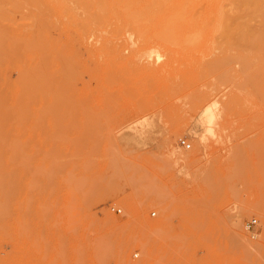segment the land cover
I'll use <instances>...</instances> for the list:
<instances>
[{
    "label": "rangeland",
    "instance_id": "obj_1",
    "mask_svg": "<svg viewBox=\"0 0 264 264\" xmlns=\"http://www.w3.org/2000/svg\"><path fill=\"white\" fill-rule=\"evenodd\" d=\"M33 9L14 18L45 43L36 59L15 67L0 51L8 77H0V115L13 108L8 124L0 116L11 150L0 153V176L10 180L0 198V264H264V8L254 10L249 38L210 22L178 30L187 36L178 42L131 46L125 32L103 56L93 37L72 48L75 26L49 4L47 29L36 34ZM48 43L60 52L44 69ZM24 76L50 91L41 82L47 91L33 94ZM7 80L27 94L17 104Z\"/></svg>",
    "mask_w": 264,
    "mask_h": 264
},
{
    "label": "bare ground",
    "instance_id": "obj_2",
    "mask_svg": "<svg viewBox=\"0 0 264 264\" xmlns=\"http://www.w3.org/2000/svg\"><path fill=\"white\" fill-rule=\"evenodd\" d=\"M53 1H56V2L54 3ZM71 2H72V4H71ZM18 3H19V1H18ZM18 3L17 4L12 3V2H10V0H0V29H2V32H0V51H1V53H3V51L6 50V52H4V54H3V58H1V61H2V59H5L4 57H9L11 55L10 56L11 57L10 61L12 62L11 64L13 66H15V67H20V64H21V62L23 61L24 58H25V60H24L25 62H26V60H29V57L31 59L32 58L36 59V56L39 53V51L37 50L38 47H40L39 50H41L42 46L43 47L45 46L44 45L45 43L43 44L42 42H40V40H39V43H38V40H35L34 38L31 39L30 36H27V33H26V26L27 25L25 26L23 23L22 24H18L15 21L14 13L15 12H21L23 10V8L26 7V6L30 7V11L31 12H32L31 9H33V8L37 9L39 14H40V16H41V17H38L39 15L36 14V19L38 20V23H39L38 25L40 26V27H34L35 25L33 26L36 29L38 28L36 30V31H38L36 34H38L41 31L42 27H43V23L41 21V18H42V15H44L46 13V10L44 12V9H42V8H44V5L46 6V5L49 4L54 9L56 14H58L62 18L65 17V18L70 19V23H71L70 25L73 24V26H75L74 30L76 29V31H77V33L75 32V34H78L77 35L78 37H77V39H74L75 40L74 42L72 41V46H71L72 48H73L74 45H75L74 47L76 48V45H78V46L80 45L81 46L83 44L86 47V43H87L88 38L93 37L95 42L100 43L101 46H102V49L101 50L99 49V52H102V54H101L102 56H103V52L104 51L107 52V49H109V48H107L109 42H113L112 40H114V39H116L118 37L120 38L121 35H123V37H124L126 35L125 32L129 33L124 38L128 39V41L131 42V46H133L134 44H137V43L138 44L142 43V44L148 45V44H152L153 42L173 41V40L178 39L179 37H182V38L184 37L183 39L180 38V39L184 40V39H186L187 36L186 37L183 36L184 34H183L182 31H181V33H179L180 30L184 31V29H186L188 26L192 25L193 29L195 28V32H196L197 29L194 26L206 25V24H208L210 22L209 24L214 23L215 26H217L218 28L219 27L221 28V29L219 28V32L223 29L225 32L221 31L220 34L224 33L228 37L230 36L229 38H231L232 36L233 37L235 36L234 38H237V37L238 38L242 37L243 39H245L246 37L249 38V37H251L253 35V32L251 31L252 30L251 28H253L252 27V22L254 21L255 14L259 13V12L257 13V12L254 11L255 8H257L256 11H258V10L260 11L261 10V12H262V8H264L261 1H256V3H254L252 0H22V2L20 4H18ZM69 3L73 7L70 6ZM205 3H207V6H209L211 8L210 11H212V14H213V16H212V14L210 15L211 12L209 13V15L212 18H210L208 20H207V17H206V15H207L206 13H208V11H209L208 8L209 7L206 8L205 5H204ZM4 6H8L9 9H7V7H6V9H4ZM31 7H33V8H31ZM76 9L77 10L79 9V11L75 12V11H77ZM30 11H28L29 14L31 13ZM80 11H82V12H80ZM36 13H37V11H36ZM21 14H22V12H21ZM27 14L25 16H24V14H22L24 16V19H26L28 17ZM31 14H33V13H31ZM209 15H208V18H209ZM45 16H46V14H45ZM47 16H48V14H47ZM259 16H261V15H259ZM52 17H53V15H52ZM44 19L47 20V18H44ZM57 20H58V18H57ZM59 21H58V23L54 22V23H56V26L60 25ZM64 21H65V19H64ZM19 23H20V21H19ZM47 23L45 22V25H44L43 28L46 27ZM51 25H53L52 21H51ZM61 25H63V24L61 23ZM61 25H60V27L57 26L59 31L62 29ZM259 25L264 28V19H262L259 22ZM107 27L109 29H107ZM204 27H206V26H204ZM46 29H47V27H46ZM149 30H152L153 32H149ZM65 31H67V30H65ZM187 33L188 32H186V34ZM193 33H194V31H193ZM193 33H192V35H193ZM62 34H63V32L61 33V35ZM193 37H195V36H193ZM201 37H204V36H200V38ZM49 39H51V38H49ZM126 39H125V41L128 42ZM196 39L199 41L198 38H196ZM43 40H46V42H47V39H43ZM64 40H65V37H64ZM259 40H260V38H259ZM48 41L52 42V40H48ZM115 41L117 42V39ZM176 41L178 42V40H176ZM198 41H196V44H198L197 43ZM219 41L221 42L220 38H219ZM59 42L61 44V41H59ZM68 42H70V40ZM121 42H122V40H121ZM227 43H229V42H227ZM88 44H90V43H88ZM93 44H94V42H93ZM50 45L53 46V44H49L48 45L50 53H51V54H49V56L51 55V59H49L48 67L47 66H46L47 68L43 67L44 69H48L49 66L51 67V64L54 63L52 56H53L54 53H56L58 51V50L56 51L53 48H51ZM113 45H114V43H113ZM114 49H115V46H114ZM43 50L44 49H42L41 53L44 52V55L46 57L47 53L45 54V52L47 51V48L44 51ZM151 50H153V49H151ZM58 52H60V51H58ZM129 52H130V50H129ZM159 52H160V50H159ZM85 53H88V55H90L91 52H89V50H87V48H85ZM131 54H132V52H131ZM131 54L129 53V56ZM41 55L43 56V60H44L45 59L44 55L43 54H41ZM124 55H123V57H124ZM143 56H145V55H143ZM92 57H94V56H92ZM125 58H126V56H125ZM151 59H152V57H151ZM54 60H55V57H54ZM121 60H124V58L121 59ZM157 60H159V57H158ZM43 62L44 61H41L42 65H43ZM168 62H169V60H168ZM140 63H141V61H140ZM46 64L44 62V66ZM138 64L139 63H137V65ZM144 64H146V66ZM55 65H56V63H55ZM66 65H67V63H66ZM139 65L141 66V67L140 66L139 67L142 68L146 72H152L155 69L154 67H151L152 65L148 66V64L146 62L143 63V64H139ZM56 66H58V65H56ZM68 66H67L68 70L70 71L72 65L70 66L69 62H68ZM64 67L66 69V66H64ZM41 68L42 67L40 66V69ZM137 68H138V66H137ZM3 69H4V67L0 68V77H4V79H5L4 81L6 83V78H8V77H7V75L3 74ZM132 69L134 70L133 66H132ZM41 70H39V71H41ZM30 71H32V70H30ZM37 71H38V69H37ZM37 71H35V73ZM41 72H37V76H38V74L40 76ZM46 72H48V71H46ZM127 72H129V71H127ZM5 73H7V68L5 70ZM43 73L44 72H42V75H43V78H44V74L45 73L44 74ZM25 74H26V72H25ZM19 75H20V73H19ZM49 75H50V72H49ZM32 76H33V74H32ZM37 76H34V79L31 78V80H33V82H34V88H35V90H34L33 87L31 86L32 87V93L34 91H36V89L38 88V93L41 94V92L39 91V88H41L42 87L41 85H43V84H44V87H45L46 84H45L44 80L41 81L42 84H41V82L40 83L39 82H35V80H36L35 78H40V77H37ZM46 76H47V73H46L45 77ZM49 77H51V76H49ZM80 77H82V76L80 75ZM25 78H27V77H25ZM47 78H48V76H47ZM51 78H54V77L52 76ZM27 79H28V81L30 80L29 76H28ZM27 79H26V82H27ZM48 79H47V81H48ZM2 80H3V78H2ZM31 80H30V82H31ZM47 81H46V83H47ZM52 81H50L51 84H52ZM59 82H60V80H59ZM7 83L8 84L11 83V97L13 98V100L16 99V97L19 95V93L22 94L23 96L27 95L26 93L24 94V92H25L24 89H23V93L19 92L20 91L19 90V84L20 83L17 85L16 82H8V80H7ZM37 83H39L41 85L37 86V88H36V84ZM51 84L47 83L48 87L49 86L52 87ZM63 84L65 85V83H63ZM26 85H27V83H26ZM61 85H62V83H61ZM55 86H56V84H55ZM60 87H59V91L61 92V97H62V95H65V94H63V92L60 89ZM24 88L25 89L26 88L29 89V85L27 87L25 86ZM45 88H47V87H45ZM41 89H43V88H41ZM44 89L42 90L43 91L42 95L47 91L46 89H45L46 91ZM30 90H31V88H30ZM9 91H10V89H9ZM49 91H48V93H49ZM73 91H74V89H73ZM33 94L31 96H33ZM54 94H55V92H54ZM55 95H56V98L58 97V100H59L60 93L58 95L57 94H55ZM28 96H29V94H28ZM2 97H1V94H0V98H2ZM5 97L7 98V96H5ZM18 98H19V100L18 99L15 100V101H17V102H15L16 104L21 99V97H18ZM53 98H54V96H53ZM28 101H29V99H28ZM64 101H66V100H64ZM24 104H25V102H24ZM0 106H1L0 109H2L3 105L1 104V102H0ZM21 106L22 105H20V107ZM4 107H5V109H3V111H4L5 114H3V116L1 114L0 116H2V119H4L2 122H5V119H6L7 120V124H8V122H9V114L11 112L10 110L13 109V108L9 109V106L7 107V105H5ZM52 111H54V110H52ZM0 113H2V112L0 111ZM21 113L23 115V112H21ZM13 114H15V113H13ZM24 116H26V115L24 114ZM0 124L3 125V123H1V121H0ZM1 125H0V153H4L5 154V153L9 152V150H10V141L9 140L8 141L7 140L3 141L5 135L1 136V134L3 133L2 132L3 129H1L3 126L1 127ZM5 127H6V125H5ZM2 137H3V139H2ZM189 149H190V147H189ZM19 154H21V153H19ZM11 156H12V154H11ZM21 156H22V154H21ZM3 158L2 157L0 158V162H2ZM2 163L4 164V162H2ZM21 164H22V162H21ZM7 166H9V165H7ZM7 166H5V167H7ZM7 177H8V175H7ZM7 177L0 176V178H2V179H0V193H1L0 194V198H1V195L3 194L2 192L4 191L3 187H5V189H6L7 188L6 183H10V180H9V182L4 181ZM9 178H11L10 174H9ZM8 185L10 186V184H8ZM6 200H7V197H6ZM0 205H1V203H0ZM7 207L10 208L8 206V202H7ZM3 208L4 207H2V209ZM4 210H5V208H4ZM17 212H19V211H17ZM11 213H10V215H12ZM1 215H2V213H1ZM1 220H3V219H1ZM0 223H1V221H0ZM1 234H2V232H1ZM0 238H1V236H0Z\"/></svg>",
    "mask_w": 264,
    "mask_h": 264
},
{
    "label": "built area",
    "instance_id": "obj_3",
    "mask_svg": "<svg viewBox=\"0 0 264 264\" xmlns=\"http://www.w3.org/2000/svg\"><path fill=\"white\" fill-rule=\"evenodd\" d=\"M178 144H179V146L181 148H184V149H189V147H190V144H188L187 141L184 140V139L179 140ZM111 211L114 212V213H117V214L121 213V210L118 209V208H116V209L115 208H111Z\"/></svg>",
    "mask_w": 264,
    "mask_h": 264
}]
</instances>
